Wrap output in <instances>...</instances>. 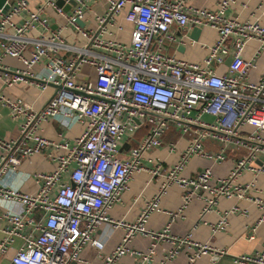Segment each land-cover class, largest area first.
<instances>
[{"label":"built area","instance_id":"obj_1","mask_svg":"<svg viewBox=\"0 0 264 264\" xmlns=\"http://www.w3.org/2000/svg\"><path fill=\"white\" fill-rule=\"evenodd\" d=\"M57 1L44 0L30 9L29 0H6L8 9L0 7V60L7 56L22 64L4 76L5 85L22 81L42 90L55 88L54 96L39 111L21 99L0 94L11 116L23 119L17 140L0 136V218L4 221L0 264H90L82 250L86 245L103 247L94 237L102 225L124 230L120 244L103 257L102 264H115L125 255L134 264H147L164 244L168 247L154 264H169L181 251L186 252V264H197L204 255L216 263L227 254L224 247L194 241L191 233L173 235L169 225L151 231L146 223L152 212L161 210L160 197L173 183L182 189V204L176 211H166L171 219L181 216L194 198L203 202L201 215L213 211L222 197L245 199L264 211V189L257 185V177L264 175V73L258 81L248 77L264 50V23L240 21L227 14L233 0H219L214 8L195 7L189 0H107L109 7L96 16V30H92L77 23L84 17L85 0H73L75 5L68 11ZM64 2L69 4V0ZM47 8L79 33L81 45L68 42L61 29L51 28ZM124 8V19L132 24L129 42L106 38L107 25L115 23ZM173 25L210 26L217 38L200 62L179 59L156 47L155 38H172ZM251 40L258 46L244 59L243 50ZM228 56L230 63L218 74L214 68L225 64ZM83 66L93 69L94 76L78 83L75 75ZM203 114L213 120H201ZM57 116L69 125L84 124L83 133L71 145L38 134L42 121ZM168 119L176 120L182 132H190L188 145L174 165L163 172L158 166L151 170L154 176L163 173L164 182L135 221L111 219L108 211L127 189L132 173L144 169L142 154L161 145L171 124ZM145 125L146 135L127 156H120L124 136ZM205 140L218 142L219 149L206 150ZM47 146L63 152L54 158L51 171L27 176L37 183L35 190L2 183L1 173ZM229 148L240 150L241 155L226 175L215 178L211 168L204 167L189 177L181 176L190 157L217 164L225 161ZM244 172L251 178L240 182ZM16 204L20 210L13 208ZM235 212L242 211L234 206L224 212L210 225L211 233L224 230L227 215ZM137 233L150 238L145 250L129 247ZM233 261L264 264V241L260 250L237 255Z\"/></svg>","mask_w":264,"mask_h":264},{"label":"crops","instance_id":"obj_2","mask_svg":"<svg viewBox=\"0 0 264 264\" xmlns=\"http://www.w3.org/2000/svg\"><path fill=\"white\" fill-rule=\"evenodd\" d=\"M12 1V0H8ZM219 0H189V3L195 7L214 8ZM44 0H29V8L35 9ZM68 2H64L63 8L69 10ZM109 7L107 0H85L84 17L82 19L83 28L96 30V16L103 15ZM127 8H124L115 16L113 24H109V33L106 38H113L121 42H129L132 24L125 21L124 16ZM227 14L240 21H259L264 23V0H233L227 10ZM52 29H61L62 36L70 43L76 45L82 44V38L79 33L67 24L64 17L57 15L53 10H45ZM18 21V17L13 18ZM121 29H118L117 26ZM172 38H155L156 47L165 54L173 55L176 58L188 60L191 62H200L208 53V47L211 46L217 38V31L206 25L199 27L193 26L180 28L173 25L170 31ZM258 42L249 41L244 50L243 58L248 59L253 54ZM69 53H66L68 56ZM227 64L216 66L214 69L218 74L225 71ZM22 67L19 60L3 56L0 60V94L11 100L21 99L33 110L39 111L54 96L55 88L48 86L42 90L34 84H28L18 81L11 86H6L4 76L12 74L16 69ZM264 73V50L261 51L256 60V67L249 71L248 77L251 81H258L261 74ZM94 71L90 67L83 66L76 73L78 83L93 78ZM196 113L193 112L192 115ZM201 120L212 121V117L206 114L201 115ZM22 118H13L8 107L0 102V136L17 140L20 136ZM84 124L75 123L69 125L68 120L61 116L48 118L42 121L38 127V134L52 142H68L70 145L73 140L83 133ZM193 128H199L193 126ZM147 126H143L135 131L131 136H124L120 147V156L124 157L130 153L132 147L136 146L146 135ZM190 140V132H182L181 127L176 124H169L161 138V145L145 151L140 162L144 169L133 172L128 181V186L122 192L120 200L116 202L108 211V215L113 220H125L133 222L138 217L145 206L147 200L158 193L164 182L163 173L154 176L151 170L156 166L163 172L164 169L174 165L180 158L181 152L186 148ZM220 144L216 141L205 140L204 148L209 151H216ZM62 149H56L54 146H47L39 153L20 158L19 164L11 166L5 174L1 173L2 183L20 190L33 191L37 188V183L28 175L37 172L51 171L55 166L54 158L62 153ZM1 155V149H0ZM241 155V151L235 148L227 150L225 161L212 164L205 158L192 156L188 159L181 176L189 177L204 167H210L213 177H222L231 169L234 161ZM5 174V175H4ZM251 178L249 172H244L239 178L240 182L248 181ZM257 185L264 189V175L257 177ZM182 189L175 183L169 185L159 200L160 211L152 212L147 220L146 227L151 231H159L166 225H169V231L176 236H183L191 233L194 241L208 243L214 247H224L227 254L223 255L216 263H212L209 256H201L197 264H237L233 259L235 256L245 253H253L260 250L261 243L264 241V221L258 222L264 217V211H261L255 204L248 200L222 197L217 201L214 210L201 215L203 202L200 199H192L184 208L182 215L171 219L166 211H176L182 204ZM238 206L242 212H235L227 215V226L224 230L211 233L210 225L217 223L220 216ZM15 210H20L18 204L13 205ZM256 225L254 231L251 227ZM4 221L0 218V237ZM123 228H112L108 225H102L94 232V237L103 243V247L98 249L92 245H86L82 250V256L90 260V264H102L103 257L109 254L120 244L123 237ZM253 234V239L249 237ZM150 243V238L141 234H135L129 243V247L134 250H145ZM168 245H161L156 250L153 260L147 264H154L162 256L163 248ZM187 255L181 251L169 264H186ZM133 258L125 255L115 264H134ZM71 264H80L72 262Z\"/></svg>","mask_w":264,"mask_h":264},{"label":"water","instance_id":"obj_3","mask_svg":"<svg viewBox=\"0 0 264 264\" xmlns=\"http://www.w3.org/2000/svg\"><path fill=\"white\" fill-rule=\"evenodd\" d=\"M64 1L65 0H58L57 1V4L59 5V6H62L63 4H64ZM6 2V0H0V7H2L3 6V11H6L7 9H8V7H9V5L7 4V3H5ZM75 5V2L73 1V0H69V6L71 7V6H74ZM69 7V8H70ZM64 10H66V11H68V9H64ZM77 23L80 25V26H83V22H82V20H77ZM231 56H228L227 58H226V61H225V63L228 65L229 63H230V61H231ZM96 98H98V97H96ZM169 120V122L171 123V124H174L175 122H177L176 120H172V119H168Z\"/></svg>","mask_w":264,"mask_h":264}]
</instances>
